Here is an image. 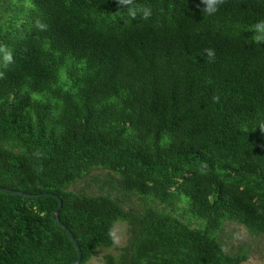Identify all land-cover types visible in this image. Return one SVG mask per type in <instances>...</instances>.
<instances>
[{
    "label": "trees",
    "instance_id": "obj_1",
    "mask_svg": "<svg viewBox=\"0 0 264 264\" xmlns=\"http://www.w3.org/2000/svg\"><path fill=\"white\" fill-rule=\"evenodd\" d=\"M0 0V186L62 200L87 264H242L227 222L264 235V0ZM214 51L209 57L208 50ZM218 97V99H214ZM95 170L101 194L71 189ZM136 198V204L127 207ZM54 196L0 190V264H71Z\"/></svg>",
    "mask_w": 264,
    "mask_h": 264
},
{
    "label": "rangeland",
    "instance_id": "obj_2",
    "mask_svg": "<svg viewBox=\"0 0 264 264\" xmlns=\"http://www.w3.org/2000/svg\"><path fill=\"white\" fill-rule=\"evenodd\" d=\"M112 179L113 175L107 170H95L91 175L73 184L71 189L80 193L101 194L105 190L108 191L107 187L104 190H102V187L105 182L112 181ZM136 201V198L128 201L126 206H133ZM115 233L118 242H115L112 248L99 249L87 264H109L106 260L107 255L118 256L120 249L128 243L129 225L126 222L117 221ZM219 238L229 253H236L240 249L248 250L250 257L242 264H264V235L253 236L245 226L239 223L227 222Z\"/></svg>",
    "mask_w": 264,
    "mask_h": 264
},
{
    "label": "clouds",
    "instance_id": "obj_3",
    "mask_svg": "<svg viewBox=\"0 0 264 264\" xmlns=\"http://www.w3.org/2000/svg\"><path fill=\"white\" fill-rule=\"evenodd\" d=\"M118 2L122 6H127V14L133 19L138 15H142L144 19H147L153 14L151 7L133 4V0H118ZM200 2L203 5L202 12L211 15L218 11L220 5L224 2V0H200ZM252 28L255 32V41H264V19L256 22L254 25H252ZM0 50L4 52L3 62L4 66L6 67L10 62L13 61L12 53L9 50ZM208 55L209 57H213L214 51L209 49ZM0 75H3V73L0 72ZM214 99H218V97H214ZM110 236L112 237L113 242H118V238L114 230L110 231Z\"/></svg>",
    "mask_w": 264,
    "mask_h": 264
},
{
    "label": "water",
    "instance_id": "obj_4",
    "mask_svg": "<svg viewBox=\"0 0 264 264\" xmlns=\"http://www.w3.org/2000/svg\"><path fill=\"white\" fill-rule=\"evenodd\" d=\"M0 190L1 191H5V192H9V193H12V194H15V195L23 196V197H26V198L54 196L58 200L59 205H58L57 209L53 212V217H54L55 221L66 231V233L72 239V241L74 242V244H75V246L77 247V250H78V256L71 264H80L81 263V260H82L81 248H80L78 242L75 240L74 235L72 234V232L60 220L59 213H60V210H61L63 204H62V200L57 195H54L52 193H42V194L30 195V194L22 193L20 191L9 189V188L3 187V186H0Z\"/></svg>",
    "mask_w": 264,
    "mask_h": 264
}]
</instances>
